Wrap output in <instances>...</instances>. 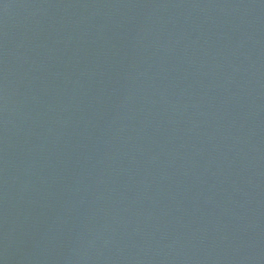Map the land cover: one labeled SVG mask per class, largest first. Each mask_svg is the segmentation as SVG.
I'll return each instance as SVG.
<instances>
[{"label":"water","instance_id":"water-1","mask_svg":"<svg viewBox=\"0 0 264 264\" xmlns=\"http://www.w3.org/2000/svg\"><path fill=\"white\" fill-rule=\"evenodd\" d=\"M0 264H264V0H0Z\"/></svg>","mask_w":264,"mask_h":264}]
</instances>
